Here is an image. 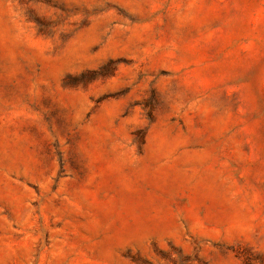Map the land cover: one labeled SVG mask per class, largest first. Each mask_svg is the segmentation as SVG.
<instances>
[{
	"label": "rangeland",
	"instance_id": "obj_1",
	"mask_svg": "<svg viewBox=\"0 0 264 264\" xmlns=\"http://www.w3.org/2000/svg\"><path fill=\"white\" fill-rule=\"evenodd\" d=\"M0 264H264V0H0Z\"/></svg>",
	"mask_w": 264,
	"mask_h": 264
}]
</instances>
